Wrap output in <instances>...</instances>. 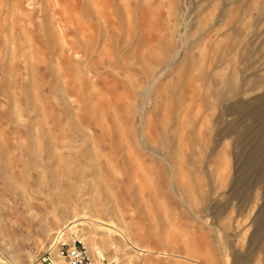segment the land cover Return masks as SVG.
Returning a JSON list of instances; mask_svg holds the SVG:
<instances>
[{
	"label": "rangeland",
	"instance_id": "1",
	"mask_svg": "<svg viewBox=\"0 0 264 264\" xmlns=\"http://www.w3.org/2000/svg\"><path fill=\"white\" fill-rule=\"evenodd\" d=\"M65 228L264 264V0H0V264Z\"/></svg>",
	"mask_w": 264,
	"mask_h": 264
},
{
	"label": "built area",
	"instance_id": "2",
	"mask_svg": "<svg viewBox=\"0 0 264 264\" xmlns=\"http://www.w3.org/2000/svg\"><path fill=\"white\" fill-rule=\"evenodd\" d=\"M51 251L55 254L56 264H121L98 255L92 256L80 238L63 230L53 234L50 249L41 257L42 264H55Z\"/></svg>",
	"mask_w": 264,
	"mask_h": 264
},
{
	"label": "bare ground",
	"instance_id": "3",
	"mask_svg": "<svg viewBox=\"0 0 264 264\" xmlns=\"http://www.w3.org/2000/svg\"><path fill=\"white\" fill-rule=\"evenodd\" d=\"M87 222H89V221H87ZM92 229H93V232L94 233H97L99 230L97 229V227L95 226V225H92ZM64 232H67V233H69V234H72L69 230L70 229H62ZM73 235H75V234H73ZM75 236H77L78 238H80L83 242H84V244H85V246L87 247V249H88V251H89V253L92 255V256H95V255H98L99 257H102L101 256V254L98 252H96V254L95 253H93L92 254V250L90 251V249H89V247H88V245H87V243H86V241H85V239L81 236V235H75ZM111 245V244H110ZM97 249V248H96ZM101 249V248H100ZM99 249V250H100ZM51 253V256H52V258H53V261L55 262V264H56V258H55V254H54V252H50ZM230 255V254H229ZM230 257V256H229ZM102 258H104V257H102ZM228 259V258H227ZM230 262V261H229ZM228 261H227V263H229Z\"/></svg>",
	"mask_w": 264,
	"mask_h": 264
}]
</instances>
